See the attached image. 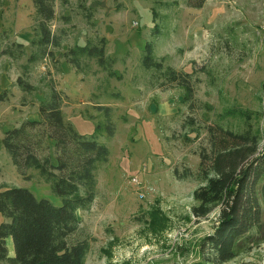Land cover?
Masks as SVG:
<instances>
[{"label":"rangeland","instance_id":"obj_1","mask_svg":"<svg viewBox=\"0 0 264 264\" xmlns=\"http://www.w3.org/2000/svg\"><path fill=\"white\" fill-rule=\"evenodd\" d=\"M55 12L51 30L63 44L51 48L54 57L30 63L34 0H0V95L7 98L0 102V140L7 130L39 121V106L56 86L66 120L110 152L98 169L92 208L78 212L76 238L90 244L86 264H214L204 241L220 211L201 219L192 213L200 151L209 147V127L244 129L242 120L224 117L228 111L264 112V0H208L202 9L187 0H55ZM101 38L120 77L108 78L95 62L79 74L64 59L75 45ZM149 42L162 71L143 66ZM19 43H26L20 60L2 55L10 47L20 52ZM168 68L191 76L194 101L185 102V90L165 78ZM20 77L34 93L21 90ZM3 155L0 186L62 205L37 170L27 180ZM175 172L191 175L179 179ZM5 221L0 214V225ZM7 248L14 257L11 239ZM224 264H264V243Z\"/></svg>","mask_w":264,"mask_h":264},{"label":"trees","instance_id":"obj_2","mask_svg":"<svg viewBox=\"0 0 264 264\" xmlns=\"http://www.w3.org/2000/svg\"><path fill=\"white\" fill-rule=\"evenodd\" d=\"M194 9H202L208 0H187ZM35 25L31 45L34 49L30 63L54 57L51 48H61L63 40L53 34L51 23L56 18L55 0H34ZM158 30V29H156ZM107 41H89L75 45L64 59L79 74L86 73L89 63L104 71L108 78H117L116 60L107 55ZM20 52L6 48L2 55L20 60ZM146 70H163L154 56V44L146 45L142 59ZM165 78L185 90V102L194 101L193 84L189 74L167 69ZM17 84L25 93L35 88L22 77ZM46 99L39 106V121H26L5 133L3 147L18 172L27 176L37 170L39 178L62 200L57 207L48 199H38L31 191L19 187L0 186V263L3 264H86L90 244L77 239L80 231L79 211L92 208L97 197L99 166L108 162L110 152L97 139H88L66 120L63 110L65 97L54 85L49 86ZM7 101L6 92L0 102ZM24 105H26L24 103ZM106 131L114 135L110 108L104 111ZM104 116V115H103ZM225 118L240 119L242 131L217 123L209 127V147L200 151L197 180L200 186L193 197V215L206 218L219 209L214 234L204 246L212 253L209 262L224 264L264 243V112L228 111ZM103 132L101 125L97 133ZM54 145L51 147L50 143ZM188 174V173H187ZM175 175H179L175 172ZM191 175V174H188ZM188 175L179 179H187ZM12 239L15 255L10 257L8 239Z\"/></svg>","mask_w":264,"mask_h":264},{"label":"crops","instance_id":"obj_3","mask_svg":"<svg viewBox=\"0 0 264 264\" xmlns=\"http://www.w3.org/2000/svg\"><path fill=\"white\" fill-rule=\"evenodd\" d=\"M19 41V40H18ZM31 41V40H30ZM30 41H29V44H30ZM28 42V41H27ZM19 44H23V45H25L26 43H19ZM4 79H6V77H5V75H4ZM5 81V80H4ZM13 84V83H12ZM11 84V85H12ZM10 85V86H11ZM65 113V112H64ZM66 114V113H65ZM65 117H66V115H65ZM68 121V120H67ZM69 122V121H68ZM72 124V123H71ZM8 131V130H7ZM2 141L3 140H0V153H1V155H3V154H6V156H7V153H6V151H5V149H4V147H3V144H2ZM4 156V155H3ZM8 157V156H7ZM8 159H9V157H8ZM10 163V162H9ZM15 167V166H14ZM1 186H6L7 187V184H2ZM11 239V238H10ZM10 239H8V241L10 240ZM12 240V239H11Z\"/></svg>","mask_w":264,"mask_h":264}]
</instances>
